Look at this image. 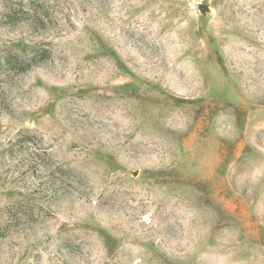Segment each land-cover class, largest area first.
I'll use <instances>...</instances> for the list:
<instances>
[{"label":"rangeland","instance_id":"374dc122","mask_svg":"<svg viewBox=\"0 0 264 264\" xmlns=\"http://www.w3.org/2000/svg\"><path fill=\"white\" fill-rule=\"evenodd\" d=\"M0 264H264V0H0Z\"/></svg>","mask_w":264,"mask_h":264}]
</instances>
